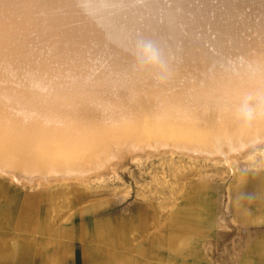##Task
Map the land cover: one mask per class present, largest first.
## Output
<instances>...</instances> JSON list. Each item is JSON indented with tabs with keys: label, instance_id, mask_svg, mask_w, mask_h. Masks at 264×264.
<instances>
[{
	"label": "bare ground",
	"instance_id": "6f19581e",
	"mask_svg": "<svg viewBox=\"0 0 264 264\" xmlns=\"http://www.w3.org/2000/svg\"><path fill=\"white\" fill-rule=\"evenodd\" d=\"M139 1L0 0V179L32 189L62 185L65 211L56 223L76 200L68 188L114 172L117 149L128 142L132 156L170 149L230 168L264 148V48L252 49L264 42V0H172L168 8L144 0L145 11ZM99 21L109 39L88 35L89 23ZM181 25L182 37L205 46L206 57L159 45L173 64L163 76L137 61L136 45L116 47L117 39L153 42L157 28ZM74 36L96 45L90 53L84 45L71 49L64 42ZM37 200L6 206L11 239L36 234ZM45 228L50 236L49 221ZM110 232L105 223L92 242Z\"/></svg>",
	"mask_w": 264,
	"mask_h": 264
},
{
	"label": "rangeland",
	"instance_id": "374dc122",
	"mask_svg": "<svg viewBox=\"0 0 264 264\" xmlns=\"http://www.w3.org/2000/svg\"><path fill=\"white\" fill-rule=\"evenodd\" d=\"M149 1L146 0V4ZM163 1H159L165 4L162 8L172 4V0L170 3ZM142 2L138 5L144 6L145 11L149 5L146 7ZM96 23H89L91 38L102 34L107 36L106 39L113 36L106 25L100 21ZM184 28L182 25L165 30L157 28L155 33L158 35H152L157 40L153 43L156 46L173 44V51L189 46L187 50L192 51L189 55L195 52L196 56L205 58L206 47L195 42L193 45L188 35L182 37ZM40 30L44 32L42 28ZM39 36L47 40L50 35L41 33ZM66 39L64 43L71 49L84 45L89 53L96 45L85 37ZM138 41L131 35L122 41L117 39L116 47L137 45ZM104 46L102 44L100 48L104 49ZM256 48H264V42L257 43L252 49ZM168 63L172 72L173 64ZM131 145L134 146L128 142L117 149L114 161L121 164L114 172H107L103 180L93 178L90 182L74 185V189L68 188L69 194H73L71 198L74 196L76 200H70L73 208L68 217L58 223L54 219L65 211V200L60 197L62 185L32 189L0 179L5 188L0 192V234L8 236L7 241L10 239V251L19 243H28L25 251L33 249L35 244L31 245L29 240H35V234H24L25 241L19 236L11 239V220L2 212L10 203L39 200L41 195L43 201L37 200L34 206L37 212L35 232L42 234L43 242L48 221L52 224L50 233L52 242L58 243L60 264H73L74 257H79L83 264H264V148L254 151L246 159L238 158L230 168L224 160H193L170 149L134 155L140 159L133 161ZM178 213H186L179 214V220L190 224L179 225L176 222ZM199 214H202V222L195 226ZM105 223L110 225V233L115 236L95 244L92 240L96 231ZM197 231L202 235L198 236ZM69 234L72 241L67 239ZM5 237L2 238L4 245ZM39 247L44 261L50 250L44 243Z\"/></svg>",
	"mask_w": 264,
	"mask_h": 264
},
{
	"label": "crops",
	"instance_id": "0c3cea01",
	"mask_svg": "<svg viewBox=\"0 0 264 264\" xmlns=\"http://www.w3.org/2000/svg\"><path fill=\"white\" fill-rule=\"evenodd\" d=\"M179 214H186V213H178L177 215V223L180 225L181 223L184 225L190 224L188 223H183L180 222L179 220ZM197 216V214H193ZM202 214H199V222L195 226H200L202 222ZM175 222V223H176ZM190 226V225H189ZM119 228V227H118ZM197 235L201 236L202 234L197 231ZM5 236V235H4ZM42 234L39 232L37 235L35 234V244L36 246L33 249H29V251H21L20 253H17L18 255H15V253L10 252V239L7 241V237H5V245L4 247H0V264H60L61 260H58V252H57V247L58 243L52 242V237L51 233L50 236L47 234L45 240L42 242ZM49 236V237H48ZM72 241V238H71ZM3 242V241H2ZM30 243L34 242V239H30ZM44 243L46 244L47 248H49L50 253L44 258V261H42V255H41V250L38 246H41V244ZM71 242H69L70 244ZM28 244V243H27ZM68 244V243H67ZM21 257V258H20ZM38 260V261H37ZM60 262V263H59ZM73 264H83L82 260L79 257H74L73 258Z\"/></svg>",
	"mask_w": 264,
	"mask_h": 264
},
{
	"label": "clouds",
	"instance_id": "9594fccd",
	"mask_svg": "<svg viewBox=\"0 0 264 264\" xmlns=\"http://www.w3.org/2000/svg\"><path fill=\"white\" fill-rule=\"evenodd\" d=\"M134 55L142 66L157 69L160 76L169 70L161 50L150 40L138 41ZM245 115L250 116V113Z\"/></svg>",
	"mask_w": 264,
	"mask_h": 264
}]
</instances>
